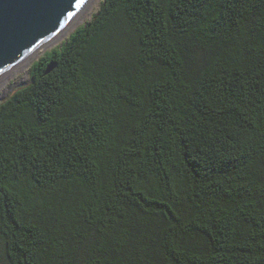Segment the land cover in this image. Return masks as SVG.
I'll use <instances>...</instances> for the list:
<instances>
[{
    "label": "trees",
    "instance_id": "1",
    "mask_svg": "<svg viewBox=\"0 0 264 264\" xmlns=\"http://www.w3.org/2000/svg\"><path fill=\"white\" fill-rule=\"evenodd\" d=\"M0 237L9 264H264V0H103L36 60L0 102Z\"/></svg>",
    "mask_w": 264,
    "mask_h": 264
},
{
    "label": "water",
    "instance_id": "2",
    "mask_svg": "<svg viewBox=\"0 0 264 264\" xmlns=\"http://www.w3.org/2000/svg\"><path fill=\"white\" fill-rule=\"evenodd\" d=\"M83 1L0 0V71L58 30ZM56 66L51 60L45 73Z\"/></svg>",
    "mask_w": 264,
    "mask_h": 264
},
{
    "label": "rangeland",
    "instance_id": "3",
    "mask_svg": "<svg viewBox=\"0 0 264 264\" xmlns=\"http://www.w3.org/2000/svg\"><path fill=\"white\" fill-rule=\"evenodd\" d=\"M86 1L90 2V0H86ZM86 1L83 3V5H85V6L88 5V4H85ZM102 2H103V0L91 1V3H89L90 5L88 7V9L89 10L91 9V10L87 12V14L84 16V18L77 19L76 20L77 22L75 21L76 23H74L67 31H65L63 34L59 35L57 38H55L52 42H50L46 46L42 47L39 50V53L28 64H26V66L21 71H19L14 76H12L11 79L7 82L6 87L13 86V89L7 93L8 95L7 94L3 95V97H5L7 95L5 98L0 97V102L3 101L4 99H6L11 93H13L15 91V89L28 84L30 82L31 67H32L33 63L36 60H38L37 58L38 57L40 58L47 51L59 46L60 44H62V42H64L69 37V35L75 30L76 27H78L80 24L90 20L92 18L93 14L99 10ZM0 94H3V88L2 87L0 88ZM0 264H9L8 257L6 255L5 244H4L3 240L1 239V237H0Z\"/></svg>",
    "mask_w": 264,
    "mask_h": 264
},
{
    "label": "bare ground",
    "instance_id": "4",
    "mask_svg": "<svg viewBox=\"0 0 264 264\" xmlns=\"http://www.w3.org/2000/svg\"><path fill=\"white\" fill-rule=\"evenodd\" d=\"M86 0H84L81 5H79L73 14L70 15L68 19L65 20L62 25H60V28L56 30L53 33H50L45 39H43L39 44H37L35 47L30 49L28 52L23 54L21 57H19L17 60L9 64V66L5 67L0 71V88H3V94H0V97H3V95L7 94L9 91L13 89V86L6 87L7 82L11 79L12 76H14L16 73L21 71L26 64H28L38 53L39 50L52 42L55 38H57L59 35L63 34L65 31H67L74 23H76L77 19H82L87 14L89 7V3L94 0H90V2L86 1L85 4H88L87 6L83 5V3ZM92 6V5H91ZM87 7V8H86ZM88 9V10H87ZM76 21V22H75Z\"/></svg>",
    "mask_w": 264,
    "mask_h": 264
}]
</instances>
